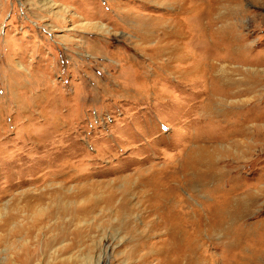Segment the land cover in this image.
Wrapping results in <instances>:
<instances>
[{
    "label": "rangeland",
    "instance_id": "obj_1",
    "mask_svg": "<svg viewBox=\"0 0 264 264\" xmlns=\"http://www.w3.org/2000/svg\"><path fill=\"white\" fill-rule=\"evenodd\" d=\"M184 159L208 263L264 264V0H0V264H141Z\"/></svg>",
    "mask_w": 264,
    "mask_h": 264
},
{
    "label": "bare ground",
    "instance_id": "obj_2",
    "mask_svg": "<svg viewBox=\"0 0 264 264\" xmlns=\"http://www.w3.org/2000/svg\"><path fill=\"white\" fill-rule=\"evenodd\" d=\"M45 1V0H44ZM43 2V0H42ZM101 26V27H100ZM207 26H209L207 24ZM98 27H100L99 29L104 30L109 32V29L105 26V25H99ZM97 28V27H96ZM98 30V29H97ZM100 31V30H99ZM103 31V32H104ZM178 32V31H177ZM181 32V31H180ZM152 35V34H151ZM175 35V34H174ZM144 38L148 39L150 38L149 35H145ZM170 38V37H167ZM178 38V36H177ZM151 39V38H150ZM178 40V39H177ZM171 41H169L170 43ZM166 43V49H164L163 51H168L171 52L170 50V46H172V44ZM173 43V42H171ZM174 44V43H173ZM174 47V45H173ZM160 49V48H159ZM162 51V52H163ZM173 56V55H172ZM198 150V149H197ZM196 150V151H197ZM189 153V152H188ZM201 154V155H200ZM208 154V153H207ZM199 155L201 157H204L202 152H199ZM191 156V155H190ZM196 156V155H195ZM198 156V154H197ZM194 157V156H192ZM215 157V156H214ZM191 158V157H190ZM204 160V158H202ZM184 159V167H183V172L192 169V175L191 177H189V173L187 171V175H185L183 178L181 176H179L177 178L176 174L174 173V176H171L172 173H168L165 178L167 179L168 182H173V181H179L182 185L177 184L176 187H170L168 188V192H166V194H161L158 198H157V204L158 207L153 209L156 210L158 212V215L162 217V224L163 226L168 230L165 234H166V238H164V240L162 241L161 245H160V249H157V245L159 243L154 242V243H150V245H141L140 248H138L137 250L140 251L142 248H147L148 249V254L144 257V255H141V257L139 258V262L141 264H146L149 260L150 257L155 256L157 259L156 264H209L208 261V255H204V253H202V249L200 251V246L197 244L198 240H202L201 235L202 234V230L204 229V222L205 225H209V221L210 219L213 220L215 217H217V214H221L223 213V211L225 209H222L221 207H217L214 209V207L210 208V212L212 213V215L208 218H205L202 209H199L200 211H202L201 214H203V216L201 217L199 212H197V210L195 209H190V213H191V217L196 213V218L200 219L199 220V226L200 229H198L196 226L193 227V223H189V221L186 219H192L186 217V215L182 214V208L181 207H186L189 204H191L190 201H186V199L184 197H182L181 199H175V192L178 191V186L179 187H183V183L186 180L187 184L189 181H193V188H198V186H206L205 184H203L201 182H197V180H203L202 178V171L200 172V170L198 168H196L194 166V164H192L193 162L188 161ZM199 160V159H198ZM213 160V159H212ZM203 164V163H202ZM215 165V164H214ZM195 167V168H194ZM201 168V167H200ZM216 168V166H215ZM206 169V168H205ZM208 169V168H207ZM182 170V169H181ZM198 170V171H197ZM179 171V170H178ZM216 171V170H215ZM185 174V173H184ZM206 174V172H205ZM215 174V173H214ZM152 175V174H151ZM150 175V176H151ZM200 175V176H199ZM209 175V174H207ZM219 175V174H218ZM142 176V175H141ZM145 176V175H144ZM148 176V175H146ZM214 177V176H213ZM149 178V177H148ZM206 178V177H205ZM208 178V177H207ZM150 180V179H148ZM152 181V180H151ZM211 181V180H210ZM213 181V180H212ZM153 183V182H152ZM149 184V183H147ZM159 185V184H158ZM155 187V186H154ZM157 188V187H156ZM160 188H161V184H160ZM192 188V189H193ZM204 189V188H203ZM219 189V188H218ZM154 190V188H153ZM160 190V189H159ZM202 190V189H200ZM157 191V190H155ZM202 192V191H201ZM143 194V193H142ZM155 195V193H154ZM178 195V194H177ZM180 198V197H179ZM196 198V197H194ZM147 199H151V198H147ZM156 199V198H155ZM193 199V198H192ZM156 202V201H155ZM208 203V202H207ZM152 204V203H151ZM156 204V203H155ZM154 204V205H155ZM156 204V205H157ZM206 204V203H204ZM155 205V206H156ZM152 207V206H151ZM181 208V209H180ZM185 210V209H184ZM229 210V209H228ZM226 211V210H225ZM224 211V212H225ZM156 212V213H157ZM209 212V211H208ZM227 213V212H226ZM237 213V212H236ZM229 214V213H228ZM228 216V215H227ZM224 218V216H223ZM195 219V218H194ZM205 220V221H204ZM188 222V223H187ZM197 222V221H196ZM192 227V228H191ZM191 228V230H190ZM195 228V229H194ZM225 219L224 222L218 223L217 221H214L211 223L210 225V230L212 232H216V231H220V230H224L222 232H225ZM204 232V231H203ZM211 233V232H210ZM220 234V233H219ZM210 235V234H209ZM214 235V234H213ZM202 248V247H201ZM209 250V249H207ZM259 255L256 256V260H258ZM259 261V260H258ZM254 262V261H253ZM258 263V262H257ZM254 262V264H257ZM250 264V262H249Z\"/></svg>",
    "mask_w": 264,
    "mask_h": 264
}]
</instances>
